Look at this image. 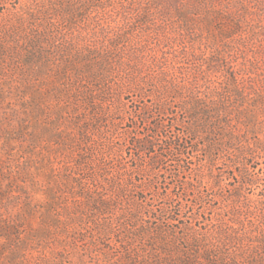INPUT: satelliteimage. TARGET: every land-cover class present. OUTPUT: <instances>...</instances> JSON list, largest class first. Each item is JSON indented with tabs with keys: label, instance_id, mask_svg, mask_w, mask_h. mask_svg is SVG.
<instances>
[{
	"label": "trees",
	"instance_id": "trees-1",
	"mask_svg": "<svg viewBox=\"0 0 264 264\" xmlns=\"http://www.w3.org/2000/svg\"><path fill=\"white\" fill-rule=\"evenodd\" d=\"M114 1L24 0L9 9L8 0H0V7L7 9L0 14V74L21 75L26 90L33 93L31 104L37 113L49 110L45 103L57 101L52 134L59 152L72 164L66 167V178L53 168L49 171L48 179L55 185L47 191L48 208L39 226L30 231L24 228L35 215L36 206L29 199L21 210L24 218L13 222L12 229L0 228V238L3 232L10 238L15 230L24 247L65 235L66 242L76 243L86 240L80 230L70 231L80 224L81 229L93 228V239L109 242L100 252L105 262L264 264V188L257 202L243 196L244 188L258 181L247 163L264 152V123L257 117L264 110V91L230 71L220 52L199 57L195 47L182 53L191 66L182 72L183 80L172 73L171 66L148 75L151 68L161 66L150 60L140 38L131 43L134 24L144 26L143 33L156 32L148 28L155 8L164 17L175 10L185 23L183 32L194 30L195 16L205 22L213 18L222 41L242 32V20L206 7L225 0H129L146 1L149 9L131 23L122 20L112 32L107 23L95 22L94 15ZM203 9L210 12H199ZM48 72L51 86L38 90L37 81L48 77ZM150 93L156 96L152 105L143 103L128 112L125 94L136 95L135 103H142L140 99L153 96ZM125 117L133 124L124 139L132 150L129 167L124 146H116L113 140ZM138 124L144 125V132H139ZM169 124L171 131H167ZM177 127H181L178 132ZM231 152L235 153L229 158L233 165L228 167L234 171L241 167L233 173L238 185L231 198L224 200L229 218L220 215L214 221L216 211L207 217L213 200L203 192V184L212 177L219 187L221 179L209 168ZM169 163L174 170H167ZM63 186L78 210L64 206L65 221L60 210H54L61 203ZM201 219L203 233L194 226ZM114 248L121 249L119 254L114 255Z\"/></svg>",
	"mask_w": 264,
	"mask_h": 264
},
{
	"label": "rangeland",
	"instance_id": "rangeland-1",
	"mask_svg": "<svg viewBox=\"0 0 264 264\" xmlns=\"http://www.w3.org/2000/svg\"><path fill=\"white\" fill-rule=\"evenodd\" d=\"M20 2H24V0H8L6 6L13 9ZM145 2L115 0L113 3L111 2L107 10H99V13L94 15V21L107 23L108 30L113 32L122 23V20L131 23L137 20L140 15H143L144 11L149 9ZM219 4L209 3L206 7L212 8L214 12L223 10L225 15L232 18L238 17L242 20V32L224 41L220 40L215 32L219 25L218 22L215 23L213 18L209 22H205L201 21L202 18L195 16L194 19L197 22L191 28L194 30L183 32L181 27L185 23L183 24L177 18L175 10L172 15L167 17L162 16L156 8L151 10L153 23L152 27L148 26V28L156 32L143 33L141 28H144V26L139 25L136 27L137 24H134L135 31H133L134 35L131 43H134L133 39L140 38L139 42L146 47L150 60L156 63L158 61L161 66L159 70L151 68L148 75H156L164 67L171 66L174 68L172 73L183 80L182 72L191 66L188 64L187 59L182 56V53L185 48L195 47L199 57L205 55L210 57L215 53V50L220 52L223 56V63L227 68L229 67L230 71L241 74L242 81L244 79V83L253 86L257 91H264V0H225ZM6 6L0 7V14L7 11ZM205 10L210 12L208 9L199 10V12L205 13ZM205 18L207 19V17ZM123 27H126L128 31H132L129 26ZM121 47L124 48L125 46ZM17 73L0 74V228L8 226L9 229H12L13 222L16 223L19 219L22 220L24 218L22 216L23 212H21L24 206L23 203L30 199L36 206L35 215L23 224L24 228L30 231L39 226L42 213L47 211L48 208L47 191L55 185L50 177L48 179L49 171H52L51 168H53L54 171L56 170V174L66 178L69 175L66 167L71 168L72 164L64 152H59L52 134V122L55 119L57 101L52 99L50 104L45 103L50 111L37 113L36 110H33L34 104H31L33 93L26 90L21 75ZM50 75L51 73L48 72V77L41 80L40 83L37 81L38 86L35 87L38 90H40L39 88L48 90L52 81ZM152 94L150 95L152 97L147 96L144 100L140 99L142 103H135V100H137L136 95L125 94L123 101L126 104V109L130 112L136 106H143V103L152 105L156 100V96L154 93ZM45 104L39 103L41 107H45ZM257 117L264 123V110L260 109L257 112ZM117 118H121V116ZM179 118H182L181 114H179ZM128 120L131 119L125 117L124 121L119 122L113 135L116 146L120 144L124 146V155H126L127 161L131 158L132 150L129 146H126L124 139H127L126 133L133 130L131 129L133 124ZM27 121L29 124H27ZM138 127L140 128L139 132H144L143 124H138ZM45 128H47V131H45ZM167 128V131H171L170 124ZM180 129L181 127H177L176 132ZM64 131H67V127L64 128ZM261 138L264 141L263 135H261ZM234 154L233 152L225 153V156H227L225 160H220L214 168H209V172L213 170L215 177L221 179L219 187L215 185L216 178L213 179L212 177H206L207 183L203 184V192L208 196L212 195L211 199L213 200V209L207 211V213L209 212L207 217L210 219V213L213 214L216 211L217 215L213 214L214 217L216 216L214 221L224 215L225 218H229V214L223 209V206L227 201L226 198H231L230 196L234 192L233 188L238 185V179L233 173L241 169L238 166L234 171L228 167L233 165L229 158H233ZM169 164L167 170H174L175 167L171 165L173 163ZM130 165L128 161L127 166ZM247 167L258 178V181L256 186H246L243 190V196L252 198L254 202H257L263 198L264 152H258L256 160L254 162L250 160ZM33 182L38 183V185ZM59 185L61 186V183ZM62 190L61 203L59 206L54 207V210H60V214L63 215L62 220L65 221L68 214H62L61 210L64 206L70 208L73 212L78 210H76L74 199L71 198L69 193H65V186ZM217 196H221L222 199H218ZM259 212L257 213L259 214ZM204 222L201 219L200 223L202 224L199 222L194 224L196 229H200L201 233L204 232ZM24 228L22 227V229ZM81 228H83V225L77 224L76 227L71 226L70 231L80 230L84 233L83 239L86 238L85 241L66 242L65 235L51 241L41 242L36 240L32 246L28 245L27 247L21 245L22 242L15 230L10 238L5 237L3 232L0 245L3 242H6V244H3L5 249L3 252L1 251L0 264H114L113 262L121 264L117 261L105 262L101 258L100 252L102 249L108 248L109 242L107 240L99 242L98 238L93 239L91 237L93 228ZM84 228L87 227L84 226ZM178 231L180 234L183 232L181 229ZM23 232L24 230L21 231V233ZM24 235L23 233L20 238L23 239ZM94 241L97 245L92 243ZM47 242L48 246L46 245ZM30 243L31 241H29ZM101 244H103L102 247ZM6 245L9 246L5 247ZM120 251L121 249H115L114 255L119 254ZM13 258H16V260L13 261Z\"/></svg>",
	"mask_w": 264,
	"mask_h": 264
}]
</instances>
